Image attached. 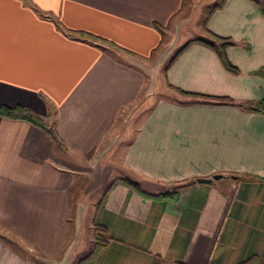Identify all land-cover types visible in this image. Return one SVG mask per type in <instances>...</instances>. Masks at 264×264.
Wrapping results in <instances>:
<instances>
[{
	"label": "crops",
	"instance_id": "crops-1",
	"mask_svg": "<svg viewBox=\"0 0 264 264\" xmlns=\"http://www.w3.org/2000/svg\"><path fill=\"white\" fill-rule=\"evenodd\" d=\"M193 1L0 0V106L63 146L0 115V264H76L86 219L106 228L92 264H264V114L239 106L264 98V1ZM201 10L237 71L193 42L160 72L155 25L209 39ZM116 178L142 192L100 204Z\"/></svg>",
	"mask_w": 264,
	"mask_h": 264
},
{
	"label": "trees",
	"instance_id": "trees-1",
	"mask_svg": "<svg viewBox=\"0 0 264 264\" xmlns=\"http://www.w3.org/2000/svg\"><path fill=\"white\" fill-rule=\"evenodd\" d=\"M254 3H258L257 0H252ZM224 0H219L218 2L212 4L208 9H205V19L217 8H219L223 4ZM260 12L264 16V3L259 5ZM204 23L202 21V27ZM158 30L160 31V41L157 45V47L151 52V55L160 48L161 44L163 43V40L167 37V34L164 30V28L160 27L159 25H155ZM203 29H205L203 27ZM206 30V29H205ZM72 34H77L78 36H88L91 38H94L95 40H101L99 37L93 36V35H88L85 32L82 31H69ZM207 34L210 36L209 39H203V38H193L189 39L187 42H185L181 47H179L173 55L170 57L168 60L167 64L165 65L164 69H166L171 62L177 57V55L184 50L190 43L193 42H199L202 44H205L206 46L210 47L211 49L215 50L218 56L220 57L222 63L231 72H236V68L228 61L226 54H225V48L228 45L233 44V42L230 40L228 37H221L218 36L214 33H212L209 30H206ZM102 41V40H101ZM150 55V56H151ZM179 92L181 93H186L180 89H178ZM239 106L254 111L258 112L261 114H264V98L256 100V101H246L244 103H240ZM0 115L2 116H7L10 118H20L27 120L31 122L32 124L42 128L43 130L48 133V135L51 137V139L54 141L58 149H62V143L56 134V132L42 119H40L38 116H36L33 112H31L27 107L25 106H16V107H4L0 106ZM117 182H121L124 184H127L131 186L132 188L142 192V190L138 187V185L135 182H132L129 179L126 178H116L111 181V183L106 187L105 191L102 193L101 198L99 203L101 204L106 192ZM93 247L90 250V252L84 256L83 258L79 259L76 264H92L94 255L96 251L105 244L106 238L102 235V233H105L106 228L103 224L100 222H97L96 220L93 221ZM237 264H248L247 260L241 261Z\"/></svg>",
	"mask_w": 264,
	"mask_h": 264
},
{
	"label": "rangeland",
	"instance_id": "rangeland-1",
	"mask_svg": "<svg viewBox=\"0 0 264 264\" xmlns=\"http://www.w3.org/2000/svg\"><path fill=\"white\" fill-rule=\"evenodd\" d=\"M217 1H219V0H198V1L194 0L192 2V7L199 4V6L203 5L205 9H208L212 4L216 3ZM259 1L263 2L264 0H259ZM193 10L194 9L192 8V11ZM202 13L203 12L201 10V18L199 20V23H198V21L195 23L199 24V28H200V31H202V34L209 38L210 36L207 34V32L202 27V19H203ZM192 16H193V14H192ZM192 24H194V20H192V23L189 24L187 29L193 31L194 26ZM181 35H183V32L181 33ZM170 41H171L170 35L167 34V37L163 40V43L161 44L160 48L157 49L151 55L150 58H148L149 60H152L155 63H156V61L160 62V66H159L160 72L163 71L164 66L167 64L168 60L173 55V53L177 50V47H178L176 45L174 47H172V43H169ZM164 44H166L165 48H164ZM94 198H97V197H94ZM88 214H90V213H88ZM102 235L104 237H106L105 233H102ZM14 246L17 247V245L15 243H14ZM78 247L79 248H78L77 253H76L77 258H81V257L87 255L93 247V228H92L91 224L88 223L87 219L85 220L84 225L81 229L80 243H79ZM76 254H74V255H76Z\"/></svg>",
	"mask_w": 264,
	"mask_h": 264
},
{
	"label": "water",
	"instance_id": "water-1",
	"mask_svg": "<svg viewBox=\"0 0 264 264\" xmlns=\"http://www.w3.org/2000/svg\"><path fill=\"white\" fill-rule=\"evenodd\" d=\"M219 177H220L219 174H215V175H213L212 177H209V178H206V177H199V178H197V181H199V182L211 181L212 179H214V178H219Z\"/></svg>",
	"mask_w": 264,
	"mask_h": 264
}]
</instances>
